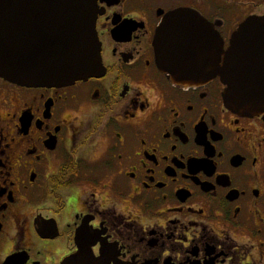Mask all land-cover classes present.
Here are the masks:
<instances>
[{
    "label": "flooded vegetation",
    "instance_id": "obj_1",
    "mask_svg": "<svg viewBox=\"0 0 264 264\" xmlns=\"http://www.w3.org/2000/svg\"><path fill=\"white\" fill-rule=\"evenodd\" d=\"M97 4V76L0 75V264H264V108H230L222 80L239 30L241 70L264 77V0ZM176 13L205 20L178 31L186 82L155 46Z\"/></svg>",
    "mask_w": 264,
    "mask_h": 264
},
{
    "label": "water",
    "instance_id": "obj_2",
    "mask_svg": "<svg viewBox=\"0 0 264 264\" xmlns=\"http://www.w3.org/2000/svg\"><path fill=\"white\" fill-rule=\"evenodd\" d=\"M0 0V75L31 86H60L97 76L102 69L100 40L96 28L97 0ZM253 30L264 32V18L251 21ZM205 20L197 15L172 14L155 36L158 63L174 82L191 81L184 76L179 48L189 24ZM195 27H191L194 29ZM198 29V28H196ZM194 44H188L193 46ZM240 30L232 38L222 76L227 85V106L253 113L264 108V77L240 68ZM63 264H104L86 248Z\"/></svg>",
    "mask_w": 264,
    "mask_h": 264
}]
</instances>
